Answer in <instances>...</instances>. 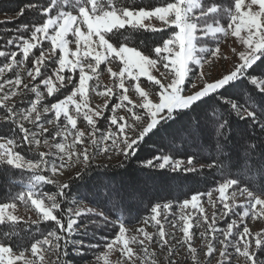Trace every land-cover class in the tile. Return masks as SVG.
<instances>
[{
	"label": "snow or ice",
	"instance_id": "obj_1",
	"mask_svg": "<svg viewBox=\"0 0 264 264\" xmlns=\"http://www.w3.org/2000/svg\"><path fill=\"white\" fill-rule=\"evenodd\" d=\"M26 12L33 14V22L0 36V180L12 186L19 177L23 185L8 202H0V264H69L70 247L84 255L83 241L72 237L87 235L90 225L98 223L117 231L96 256L97 264H112L114 254L116 264H158L150 250L154 242L166 252L167 264H179L174 258L179 249L170 245L160 219L171 211V203L155 204L142 221L154 233L141 226L130 234L123 219L110 221L104 211L89 206L87 197L70 199L66 190L85 180L97 156L112 159V152L128 160L146 138L185 120L172 135L186 133L195 140L207 131L214 154L157 155L143 166L183 174L175 179L205 168L221 171L222 178L213 191L197 192L180 203L178 243L192 264H201L192 229L205 226L200 236L206 264H264V230L253 232L247 223L264 220V0H29L14 14ZM147 34L159 39L149 46ZM229 38L238 47L224 51ZM230 58L231 67L219 76L205 71ZM105 73L110 85L102 84ZM90 92L104 98L103 105L92 107ZM54 95L62 98L46 102ZM213 102L209 116L206 106ZM197 109H203L204 118L193 123ZM106 110L111 115L104 116ZM101 120L106 121L103 130ZM78 122H86V130ZM65 175L68 180L58 182L56 177ZM44 185H54L56 192L40 191ZM214 193L222 206L219 215L237 217L224 229L215 227L217 212L209 217L203 207L207 196L216 209ZM113 194L104 192L108 200ZM238 196L243 203H236ZM21 205L37 219L19 215ZM31 225H37L38 235Z\"/></svg>",
	"mask_w": 264,
	"mask_h": 264
},
{
	"label": "trees",
	"instance_id": "obj_2",
	"mask_svg": "<svg viewBox=\"0 0 264 264\" xmlns=\"http://www.w3.org/2000/svg\"><path fill=\"white\" fill-rule=\"evenodd\" d=\"M27 2L29 0H0V15H5L7 12L8 15L15 16L14 13L18 7ZM137 2L157 4L160 0H137ZM33 20V14L26 12L25 16L17 17L16 20L7 25L0 24V36L13 35L16 27L22 23H31ZM5 27L8 29L7 33L3 31ZM147 37L146 43L149 46L152 45L153 41L159 39L158 34H147ZM3 43V40H0V49L3 48ZM143 46L144 44H141V47ZM44 47H49L48 42H44ZM232 91L238 92L240 89H233ZM57 99L54 98L51 101L56 102ZM206 107L209 116H211V110L216 107L215 103L213 102ZM191 118L193 123L197 118L203 121V109H197ZM186 122L185 120L173 123L166 132L146 138L141 143L137 155L129 157L128 160H124L120 164L92 165L84 181H76L71 189L66 190L69 193V198L79 200L81 197H87V200L91 201L89 205L104 211L110 221L120 218L126 222V225H134L148 218L151 215V207L157 203L161 205L171 203L172 206H176L184 199L190 198L192 194L213 191L222 178V173L219 170L205 168L199 175L193 173L188 174L187 179H175L174 177H183V174L173 173L169 169H149L143 166L144 161L153 159L157 155H170L177 159H184L188 154L203 157L214 154L213 139L207 131L198 134L195 140L190 139L186 133L175 137L172 135L181 128L182 123ZM235 147L236 141L234 139L231 150L234 151ZM27 175L25 174V177ZM16 180L17 183L12 186L0 180V202H8L11 196H15L21 190L23 185L19 183V177ZM103 185H106L107 189ZM107 190H114L112 200H108L104 195ZM42 191L55 193L56 188L46 185ZM117 193L118 195H116ZM47 223L51 224L52 222ZM23 227L25 230L28 229V225ZM39 227L43 229L45 224L41 223ZM31 228L34 235L39 234L35 232L37 225H31ZM116 231L117 228L111 224L105 226L103 223H98L95 227L90 225L87 235H74L73 239L89 243L92 246L83 245L81 248V251L84 252L83 256L77 255L70 247L67 258L69 264H83L93 261L95 256L102 252L106 242L113 238Z\"/></svg>",
	"mask_w": 264,
	"mask_h": 264
},
{
	"label": "rangeland",
	"instance_id": "obj_3",
	"mask_svg": "<svg viewBox=\"0 0 264 264\" xmlns=\"http://www.w3.org/2000/svg\"><path fill=\"white\" fill-rule=\"evenodd\" d=\"M16 19H17V17L14 16V15H7V16L0 15V21L10 20L12 22V21H14ZM232 39L233 38H229L228 41H227V43H225L224 45H222V49L224 51H229L231 47H238V45H236V44H234L232 42ZM45 42H47V41H45ZM209 46H212V44H209ZM69 47L73 51L75 50V44L74 43L70 44ZM0 59H1L0 60V63H2V58H0ZM230 67H231V58L229 60H220V61H218L215 64V66H213L211 68H209L208 66H206L205 67V71L206 72H210L213 77H217L222 72H226ZM196 71H198V69ZM8 75H11V73H9ZM192 79L193 80H196V76H193ZM101 81H102V84H104V85H110L111 84V80H110L109 76L107 75V73H105L101 77ZM145 83H147V82L145 81ZM186 86H188V85H186ZM61 91L63 92V91H67V90L65 89V90H61ZM129 95L133 99L136 98L135 95H134V93H132V92H130ZM54 98H62V95H60V96L54 95L53 97L48 98V100L46 102H52L51 100L54 99ZM115 99L116 98L113 97V100H115ZM154 99H155V97H154ZM103 103H104V98H102L100 96H97L95 94V92H90V105L92 107L95 108L97 105H103ZM111 107H112V103L110 102L109 103V108H111ZM118 114L124 115L125 113H124L123 110H120L118 112ZM109 115H111V113L106 110L104 112V116L107 117ZM78 127L81 128V129L86 130V122H78ZM98 127L101 130H103L106 127V121L101 120L99 122V124H98ZM108 155L111 156L112 159H108V157L107 156H104V155H99L93 161L92 165H104V166H107V165H117V164H120L121 162L124 161V158L122 156H115L112 152H110ZM56 179L58 180V182L66 181V180H68V175H65L63 177H59L58 176V177H56ZM45 186L46 185H44L39 190L42 191ZM51 186L53 188H56L54 185H51ZM217 195L218 194H216V193H214V195H213V200L216 201V209H213L212 206L208 204V198H207V196H203L202 197V203H203V207L205 208V210H206L207 214L209 215V217H211V214H212L213 211H216L217 212V223H216L215 227L218 228V229H224V228H226V224L230 220L237 219V217H235V216H233L231 214L228 217H221L219 215V212L222 210V206L219 204L218 200H216ZM243 202H244L243 198L238 196L236 203L237 204H241ZM179 205L180 204H178L176 206H172L171 211L170 212H167V213H163L162 216L160 217V219L164 223L166 232L170 234L169 237H168L170 245L173 248H175V249H179V254L177 256H175L174 258L179 261V264H192L191 258H190V256L188 255V253L186 251V247L185 248H182L180 246V244L178 243V241H181L182 242V232L179 229V225L182 224V222L179 220V216L181 214V209H180V206ZM81 206H83V204H81ZM89 206H91V205H89ZM91 207H94V206H91ZM186 212H191L194 216L198 215V213H196L192 209H188V210H186ZM18 214L21 215V216H25V217L26 216H31L32 219H37V216L33 212L30 211V212H27L26 213L24 211L23 206H20L19 207ZM165 216L167 217V220H165ZM173 222L177 223V225H178L177 228H173L172 227V223ZM247 223H248L249 227L251 228V230L253 232H255L257 230H264V220L255 221V220H250L249 219L247 221ZM126 226H129L130 229H132V231H131L130 234H135L134 228L135 227H141V226H144V225H143V223L141 221V222H139L137 224H134V225H126ZM144 227H146V230L149 233H154L156 231V229L154 227H152L151 225L144 226ZM192 231L195 233V235L193 237V241H192L193 246H195L197 248V252H198V255H199L201 264H206V259L207 258L202 255V252L206 249V244H205L204 238L200 236V233L205 231V226L194 227L192 229ZM216 236H217V239L222 238L221 237V234L219 232L216 233ZM155 239L158 240V237H156ZM213 242L215 243V241H213ZM84 244L85 245H91L89 243H83V245ZM150 250H155L156 259L158 261V264H167V254H166V252L164 250H162V249L159 248V246H158L157 243L154 242L150 246ZM97 255H102V252L98 253ZM117 255L118 254H114L110 258L111 261H112V264H116ZM96 256H95V259L93 261L87 262V263L85 262L83 264H97ZM49 259H50V262L51 261H55V256L54 255L53 256H50ZM213 264H216V262L213 261Z\"/></svg>",
	"mask_w": 264,
	"mask_h": 264
}]
</instances>
